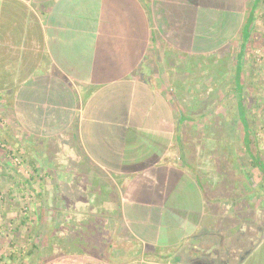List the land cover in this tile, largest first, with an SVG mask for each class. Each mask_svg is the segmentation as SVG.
<instances>
[{"label": "crops", "instance_id": "obj_1", "mask_svg": "<svg viewBox=\"0 0 264 264\" xmlns=\"http://www.w3.org/2000/svg\"><path fill=\"white\" fill-rule=\"evenodd\" d=\"M256 3L0 0V264H264V191L230 152L195 160L176 107L216 27L235 67Z\"/></svg>", "mask_w": 264, "mask_h": 264}, {"label": "rangeland", "instance_id": "obj_2", "mask_svg": "<svg viewBox=\"0 0 264 264\" xmlns=\"http://www.w3.org/2000/svg\"><path fill=\"white\" fill-rule=\"evenodd\" d=\"M255 14L256 16L250 29L251 35L245 42V35L243 36V32L241 31L243 44L245 45L242 57L244 63L242 82L244 84V93L247 95L245 105L251 124L250 139L252 143L257 144V149H255L256 156L260 153V156L264 157V0H260L257 3ZM226 15L224 14L223 18ZM232 18V16L231 18H227L225 22H232ZM220 28L216 27L213 31L215 37L210 40L214 45L219 46L218 53L215 56L211 54V56L203 58H200L201 55H194V69L190 67L179 69L176 86L177 105L176 102L174 103L179 111L177 119L179 128L178 141L185 142L189 153L195 160L200 157L201 151H208V156L210 157L222 156L224 152L231 153L230 155H227V153L224 155L226 159L235 156L241 157L243 161L242 166L246 168L244 173L246 176H248L249 172L252 174L253 180H250L251 184L255 182L254 188L264 191V180L260 178L261 173L253 165L252 160L239 154L244 150L238 149V145H236L237 142H242L245 136L244 128L238 118L237 98L235 95L233 96L232 90V87L238 84L235 78L238 72L237 69L233 70L230 68L228 62H226L227 64L224 63L225 54L222 53L225 48L223 45L225 37L222 36V28ZM226 32L232 33L233 28L226 30ZM201 40L199 38L194 39V44H205V41H207L205 37ZM216 58L223 59L219 68H217L218 62ZM237 60L236 63L238 62ZM227 61H229V65L232 64L229 58H227ZM190 64L192 65L191 62ZM223 142L230 143V145L232 142L235 143L233 145L234 148L232 146L226 148V145L222 149ZM203 143H206V145ZM233 153L235 155H232ZM21 156L20 153L16 155L14 152L11 161L18 164V167L21 168L26 176L30 175ZM15 157L21 160L20 163L14 160ZM231 168L233 167L231 166ZM233 174H237V172ZM247 182L250 183L243 180L237 184L233 181H227L224 184L229 189H238V187L242 189L241 183L244 186ZM235 184L238 185L236 188ZM223 195L227 197L225 205L233 204L235 198L230 197L232 193L224 190ZM12 226H14L12 223L8 225L9 228H12ZM8 231H4L5 234Z\"/></svg>", "mask_w": 264, "mask_h": 264}, {"label": "trees", "instance_id": "obj_3", "mask_svg": "<svg viewBox=\"0 0 264 264\" xmlns=\"http://www.w3.org/2000/svg\"><path fill=\"white\" fill-rule=\"evenodd\" d=\"M260 0H257V3H259ZM257 3L252 7L251 12H250V19L246 22L242 32H243V36H244V42L247 41L250 37V26L253 22V14L256 10L257 7ZM245 50V45H242L241 48V53L240 56L238 58V62L235 64V67H233L232 69L235 70L237 69V72L240 73L237 75H235V78L238 82V84H236L237 86L232 87L233 90V96L235 95L237 98V113H238V118L244 128L245 131V138L244 141L247 143V145L249 146V142H252L250 139V133H251V124H250V120L247 116V108L245 105V99H247V95L244 93V84L242 82V73H243V68H244V63H243V51ZM240 77V78H239ZM241 81V82H240ZM234 83V81H233ZM254 165L259 168L260 172L263 175L264 178V163L263 160L261 158H259V155L256 156V158L253 160Z\"/></svg>", "mask_w": 264, "mask_h": 264}, {"label": "built area", "instance_id": "obj_4", "mask_svg": "<svg viewBox=\"0 0 264 264\" xmlns=\"http://www.w3.org/2000/svg\"><path fill=\"white\" fill-rule=\"evenodd\" d=\"M15 161H17V163H20L21 160H19L18 158H14Z\"/></svg>", "mask_w": 264, "mask_h": 264}]
</instances>
